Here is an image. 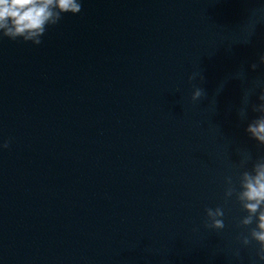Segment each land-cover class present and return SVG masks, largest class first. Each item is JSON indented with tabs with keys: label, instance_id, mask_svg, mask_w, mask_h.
<instances>
[{
	"label": "water",
	"instance_id": "1",
	"mask_svg": "<svg viewBox=\"0 0 264 264\" xmlns=\"http://www.w3.org/2000/svg\"><path fill=\"white\" fill-rule=\"evenodd\" d=\"M41 39L0 40V264H261L224 178L264 155V0H82Z\"/></svg>",
	"mask_w": 264,
	"mask_h": 264
},
{
	"label": "clouds",
	"instance_id": "2",
	"mask_svg": "<svg viewBox=\"0 0 264 264\" xmlns=\"http://www.w3.org/2000/svg\"><path fill=\"white\" fill-rule=\"evenodd\" d=\"M82 11V0H0V40L22 39L34 45L42 43L41 37L50 26L57 25L63 14H79ZM250 42V41H248ZM259 64H264V53L259 56ZM253 63V71L259 66ZM200 74H191V82ZM205 93L196 87L192 94L193 101H198ZM259 103H251V111L258 115L247 123L245 128L250 139L264 147V88L260 89L257 97ZM250 97L243 100L238 115L242 121L248 118ZM9 141L0 143V150L9 147ZM241 156L235 165V176L224 178V200L227 204L233 197L246 213L239 219L237 227L245 229L236 237L239 244L247 248L255 246V256L264 264V155L254 158L247 149L238 150ZM251 163V168L247 166ZM204 227L207 229L223 230L225 228V210L222 206L205 209ZM234 255L240 256L237 248ZM253 264H256L254 261Z\"/></svg>",
	"mask_w": 264,
	"mask_h": 264
}]
</instances>
